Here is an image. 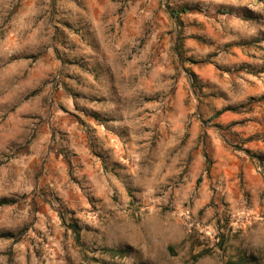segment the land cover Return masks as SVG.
<instances>
[{
	"label": "rangeland",
	"instance_id": "rangeland-1",
	"mask_svg": "<svg viewBox=\"0 0 264 264\" xmlns=\"http://www.w3.org/2000/svg\"><path fill=\"white\" fill-rule=\"evenodd\" d=\"M246 150L262 1L0 0V264H264Z\"/></svg>",
	"mask_w": 264,
	"mask_h": 264
},
{
	"label": "trees",
	"instance_id": "trees-1",
	"mask_svg": "<svg viewBox=\"0 0 264 264\" xmlns=\"http://www.w3.org/2000/svg\"><path fill=\"white\" fill-rule=\"evenodd\" d=\"M259 1H262L264 3V0H259ZM191 83H193L192 80H191ZM246 152L248 153L249 157L252 158V160L258 164V167L260 169H263V167H264V155L253 154V153H250L249 150H246ZM14 202H15L14 200H10L7 198H1L0 199V205H10ZM56 209H57L58 215L62 219L63 225L66 226V228H68L71 231L75 244L78 245L79 247H83V241H82V235H81L80 227L76 223H67L64 219L63 212L61 211V208L56 207ZM0 237H6V238L7 237H14V235L11 234L10 232H5ZM105 251L107 253H109L111 256H122L124 253L127 252L123 248H106ZM84 258H87V256H84ZM251 262H252L251 256H245L244 254H239L237 256L236 260L228 259L225 261L224 264H249ZM86 264H91L88 259H86Z\"/></svg>",
	"mask_w": 264,
	"mask_h": 264
}]
</instances>
